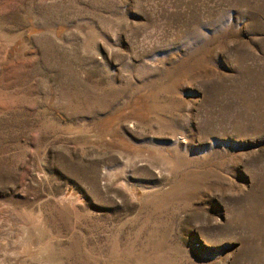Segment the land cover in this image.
I'll use <instances>...</instances> for the list:
<instances>
[{"label":"rangeland","instance_id":"374dc122","mask_svg":"<svg viewBox=\"0 0 264 264\" xmlns=\"http://www.w3.org/2000/svg\"><path fill=\"white\" fill-rule=\"evenodd\" d=\"M0 232L17 264H264V0H0Z\"/></svg>","mask_w":264,"mask_h":264},{"label":"bare ground","instance_id":"6f19581e","mask_svg":"<svg viewBox=\"0 0 264 264\" xmlns=\"http://www.w3.org/2000/svg\"><path fill=\"white\" fill-rule=\"evenodd\" d=\"M15 220H17V219H14V222H15ZM0 234H3V233L0 232ZM13 234L14 233H12V232H6L4 234L3 238L0 237L1 238L0 239V255H1V257H3L2 259L0 258V264H17V263H19L18 259L16 257L13 258L14 254L12 255L11 251H7V250H9L10 245L13 244V243H11V239L14 236ZM17 257H18V255H17ZM21 263H22V261H21Z\"/></svg>","mask_w":264,"mask_h":264}]
</instances>
